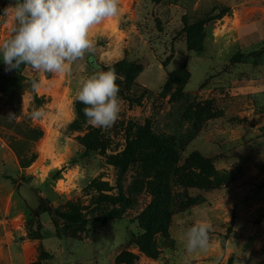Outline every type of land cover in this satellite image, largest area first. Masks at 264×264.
I'll return each mask as SVG.
<instances>
[{
    "label": "rangeland",
    "instance_id": "rangeland-1",
    "mask_svg": "<svg viewBox=\"0 0 264 264\" xmlns=\"http://www.w3.org/2000/svg\"><path fill=\"white\" fill-rule=\"evenodd\" d=\"M15 2L0 0V42L12 35L4 9ZM120 8L94 29L95 52L68 75L6 71L0 56V264H264V0H120ZM97 68L113 70L119 86L110 128L88 124L76 99L81 77ZM38 108L47 115L31 119ZM139 133L181 138L179 165L204 162L197 183L209 188H177L190 203L157 216L154 257L135 243L151 203L147 186L120 220L89 222L82 239L58 238L56 210L68 202L90 210L92 181L116 196L115 164ZM138 172L122 175L127 194ZM21 184L41 200L37 210L20 198ZM201 220L212 225L210 247L188 254L185 232Z\"/></svg>",
    "mask_w": 264,
    "mask_h": 264
},
{
    "label": "clouds",
    "instance_id": "clouds-1",
    "mask_svg": "<svg viewBox=\"0 0 264 264\" xmlns=\"http://www.w3.org/2000/svg\"><path fill=\"white\" fill-rule=\"evenodd\" d=\"M14 21L10 38L0 42V56L5 70L30 66L40 73L64 76L72 65L95 52L94 29L121 13L120 0H16L4 9ZM113 70L96 71L81 77L76 99L85 105L87 123L110 128L118 120L122 101L118 95ZM33 84V88H38ZM43 108L34 109L31 119L46 116ZM16 119L9 113L7 120ZM212 225L197 221L185 232L183 241L188 254H198L210 247Z\"/></svg>",
    "mask_w": 264,
    "mask_h": 264
},
{
    "label": "trees",
    "instance_id": "trees-1",
    "mask_svg": "<svg viewBox=\"0 0 264 264\" xmlns=\"http://www.w3.org/2000/svg\"><path fill=\"white\" fill-rule=\"evenodd\" d=\"M4 85L5 83H3ZM141 133L128 138L126 150L122 153L120 161L115 164L119 173L116 196L103 194L106 191L103 189L105 184L97 180L92 181L89 188L95 190L97 196L93 198L90 210L88 209L84 213V208L74 202H68L62 211L56 210V215L63 221V224H59L57 220L52 219L58 238L82 239L89 222L106 224L111 220H120L126 211L134 206L136 197L141 191L139 187L147 186L151 192V203L139 222L143 228L144 236L136 238L135 243L143 253L154 257L155 250H153L150 237H152V230L155 227H161L156 220L157 216H168L173 213L171 210L182 208L190 203L187 196L182 199L184 192L177 193V188H181L183 191L190 188H209L210 185L207 184L209 182L205 183V188L198 186L197 183L200 181V176L203 175L204 162L193 158L191 163L189 161V164L179 165V156L175 152H183L184 142L180 141L181 138L176 140L175 134H171L170 137L147 138L142 137ZM95 144L99 143L96 141ZM168 153H174V155L167 157ZM35 159L34 154L29 158L21 159V167H28ZM134 166L140 167L141 172L136 174L135 180L133 179L134 183L130 187L131 194H127L120 179L128 167ZM88 216L89 218H87ZM41 260L42 258H38L28 264H41Z\"/></svg>",
    "mask_w": 264,
    "mask_h": 264
},
{
    "label": "water",
    "instance_id": "water-1",
    "mask_svg": "<svg viewBox=\"0 0 264 264\" xmlns=\"http://www.w3.org/2000/svg\"><path fill=\"white\" fill-rule=\"evenodd\" d=\"M18 194L29 209L35 211L41 206V200L35 195V192L25 184L18 187Z\"/></svg>",
    "mask_w": 264,
    "mask_h": 264
}]
</instances>
